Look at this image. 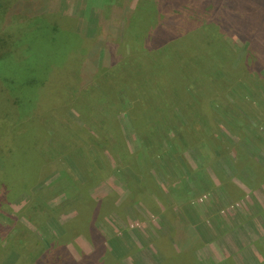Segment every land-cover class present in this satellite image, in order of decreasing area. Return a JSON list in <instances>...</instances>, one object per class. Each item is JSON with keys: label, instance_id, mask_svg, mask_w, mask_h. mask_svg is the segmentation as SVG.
I'll return each mask as SVG.
<instances>
[{"label": "rangeland", "instance_id": "obj_1", "mask_svg": "<svg viewBox=\"0 0 264 264\" xmlns=\"http://www.w3.org/2000/svg\"><path fill=\"white\" fill-rule=\"evenodd\" d=\"M137 1L53 0L57 15L43 21L27 11L43 8L47 0H0V32L5 31L0 35V109L14 108L12 97L27 114L34 105L38 124L46 130L35 141L29 132L18 134L22 144L17 150L26 157L13 166L31 165L27 158L37 151V176L10 173L3 187L0 183V233L7 225L10 229L0 241V264H10L21 249V243L7 244L9 238L34 234L40 249L53 237L79 259L92 252L96 232L118 264L264 261V65L252 58L243 63L244 48L236 35L210 43L216 36L212 30L198 36L193 29L186 31L190 39H183L182 31L201 19V0H184L185 8L173 0L180 11L170 23L165 18L169 4L164 11L154 5L153 12L144 2L136 10H149L153 17L137 18L130 10ZM203 1L211 5L209 14L233 25V0ZM97 11L107 23L130 14L125 41L115 37L121 20L110 25L107 41L89 40ZM147 29L150 44L169 32L181 35L168 40L162 53L137 54L134 63L125 65L122 59L132 57L134 47L140 52L138 37L143 41ZM196 49L213 62L222 61L216 86L204 93L212 97L202 100L201 95L202 108L189 109L174 94L176 104L164 106L173 89L188 90L187 73L177 61L189 62L183 54ZM99 66L120 74L124 85L108 88L118 96L115 105L89 106L86 113L84 104L93 98L86 90ZM147 69L151 94L142 97L140 70ZM135 71L138 79L132 77ZM194 90H189L191 104L198 102ZM136 101L149 104L152 114L131 127ZM98 116L106 117L104 126ZM114 122L119 133L110 136Z\"/></svg>", "mask_w": 264, "mask_h": 264}, {"label": "trees", "instance_id": "obj_2", "mask_svg": "<svg viewBox=\"0 0 264 264\" xmlns=\"http://www.w3.org/2000/svg\"><path fill=\"white\" fill-rule=\"evenodd\" d=\"M52 1L53 0H47L48 4H44L45 6L43 8L40 7L39 9L38 7H36V9H29L27 12L30 11L32 12L30 13L31 15H27V16L30 17L41 16L43 21H51L50 16H56L58 11L56 6L54 7L52 6ZM172 1L173 0H138L136 5H134V7H130L131 8L130 10L132 14L133 11H136L134 14L137 18H142L143 16L145 18L147 17L152 18L153 15L150 13V11L149 10L144 11L142 8L137 9L138 10V15H137L136 8L144 2H148L152 11L155 12L156 10L154 5L156 6V8L163 10V6L169 4L168 7L169 9H171V12H169L168 15H165V18H166V22L170 23V22H174V20H171L172 18H174V15L175 18H179V16H177L178 15L177 12L180 11L177 5L171 3ZM179 2H181V7L185 8L184 0H180ZM7 4L9 5L8 2ZM198 6L201 11V15H200L201 19L194 24L195 26L185 28V32L182 31L183 39H186V37L187 39H190V37H188V34H186V31L189 32V30H193V29L199 30L198 36H200L201 33H204L206 30L209 29L212 30L213 33L216 35L215 36L216 38L213 37L212 40L209 41L210 43L215 42L216 39L223 40L222 38L223 36L229 39L231 37L232 39L233 35H236L238 37L237 38L238 41L244 48L241 55L242 56L241 59L243 63L248 62L252 58L254 60L253 61L254 64L256 63V64L264 65V0H233V25L231 24V26L228 25L226 21L221 22V19H219L218 16L209 14L208 12H210L212 9H211V5L208 4L206 1L201 0ZM37 9L38 12H36ZM97 14H99L98 11ZM102 15L99 14V18H96V23H95L96 28L95 29L93 28L91 34L92 38L91 39L89 38V40L96 41L97 38L99 37L102 38L105 37V41H107L109 39L108 36V33H110L109 29L110 27H112L110 25L115 26L114 22L121 20L119 21L118 25L114 27L115 37L119 38L122 35V39L123 41H125L127 31L128 32L131 31L129 29L130 26L128 27V29L126 26V23L130 22L131 20L130 14H125V16L122 19H117L113 17L114 19H111L110 23H107L105 20L103 21ZM181 17L183 16L181 15L180 18ZM188 19L190 21L191 19L190 15ZM94 20L95 19L91 20V22H93ZM120 22L122 23L120 24ZM134 24H136L135 19H134ZM232 29H233V33H231ZM4 32L5 31L0 32V35L1 33ZM148 32L149 30L147 29L146 30L147 37L144 38L143 41L140 40V37H138L137 42L141 41L138 44V46H140V52H137L136 48L134 47L132 50V57L130 56L122 59L125 65H127L126 64L127 60L132 61L134 63L137 54H149L150 57H152L151 55L152 53L155 54L162 53L163 50L166 49L165 47L169 45L168 44L169 41L174 40L176 37H179L181 35L180 34L181 31L172 32L174 33L173 35H171L172 33L169 32L168 33L169 36H166L165 39H161V40L159 39V41H154L150 44L151 38L148 37ZM165 32L167 31L165 30ZM6 40L7 39H4L2 43L6 42ZM127 41L129 40L127 39ZM100 46H102L101 48H104L103 45L100 44ZM199 52L200 51L196 49L194 52H191L190 55L189 53L183 54V57L189 60V62L177 61V63H182L183 73L184 72L187 73L185 76V81L188 82L190 86L188 90H186L185 88L183 91H181L179 88L178 89L175 88V90L173 89L170 93L171 95L170 94H169L170 96L167 95L169 98L170 97L172 98L164 102L163 103L164 106L176 104V102L174 101L175 98L174 94H176L177 97L180 98L181 100L180 103L182 104L183 108L187 107L189 109H194L196 106L202 108V106L204 105L203 103L204 101H202V103L200 104L199 102L200 97L201 95L203 96L201 97L202 100L208 98L204 93H206L208 90H213L214 87L216 86L215 85L216 80L214 75L216 74L217 69L218 68L220 69V67L222 66L220 63L222 61L218 63L213 62V60L210 59L208 53H199ZM229 55H228V59H229ZM231 56H233V54H231ZM153 61L154 64H156L155 59H153ZM114 64H116V61ZM124 64H122V66H124ZM261 69L262 71H264V67H261ZM115 70H117L116 72H118L119 69L116 68ZM148 72L149 69L140 70V76L142 77V81H143V84H141L140 86L142 97H146L149 93L151 94V90L149 89V85L147 84L148 79L146 75L148 74ZM227 72L230 71L228 70ZM132 77L134 79H138L139 78L138 72L135 71ZM116 82L120 84V86L124 85L121 81L120 74L118 75L113 74L112 71L109 70V67H104V66L98 67L96 80L92 81L93 84L91 85L90 88L88 87V90H86L93 95V98L89 97V102L84 104V108H88L87 111L85 110L86 113L90 111L89 109L90 107L92 109L93 107H97V105L105 104L106 106L105 108H108L110 104L115 105L114 103L117 100L118 96H116V94L111 89L108 88L111 86L115 87L114 85ZM138 82H140V80ZM191 86L194 87L196 91ZM189 90L191 92H193L192 90L198 92L195 94L196 95L195 98L198 97V102L196 103L193 102L194 104L188 102L189 97L191 98V95L189 94L190 93ZM108 95L110 96V98L107 97ZM78 98L79 96L71 97V104L75 103L76 100H78ZM12 99L15 105L11 103L9 104L11 106H14V108H11L10 110L0 109V171L5 169L0 176V183L2 187L3 184L6 182L4 176L5 174L13 173L14 175H16L21 173L22 177L34 179L35 176H37L36 174L38 171V167L41 164L40 160L38 159V153H36L37 151H34L35 152L34 154H36V156H32V158L30 157L27 158L30 160L28 162L31 165L29 166L25 165L24 168L21 166H13V164H16V162L21 161L22 160L21 158L26 157L24 152L22 151L20 152L17 150V147L21 146L22 144V142L18 141V134H26L29 132L30 133L29 140L32 141L33 139L35 141L38 139L42 131L46 132V130H43V128H41V125L38 124L39 120L36 118V114L33 113V110L37 108L36 106L32 105L31 112L27 114L22 110L21 108L22 104L18 105L16 98L12 97ZM130 99L134 100L132 97H130ZM136 104L138 105L137 108L135 107V105L131 106L132 111H131L130 119L133 120L130 123L131 127L137 126L139 122L144 123V121L147 118L151 117L149 113L152 114L151 106L149 104L148 105L146 104L144 107L141 106L140 102L138 103L136 101ZM1 105L2 103L0 102V107ZM139 106L145 110L143 111V109L139 108ZM74 107L75 110H78V108L80 109V106L77 104ZM118 107L119 106H117L116 109H118ZM146 112L148 114H146V118H144ZM182 112L184 113V110ZM26 118H30V119L24 121L26 120ZM98 119H100L103 126L107 122L106 117L104 118L103 116H98ZM115 122L113 124L111 123V129L113 132L109 133L110 136L119 133L118 124H115ZM112 126H115L116 128H113ZM141 130L142 128L138 126V132H141ZM29 140H27V143L31 147V141ZM23 146L25 149H27L25 143H23ZM32 159L34 160V164L32 163ZM61 172H62L60 173L61 175L64 174L63 171ZM7 226L8 228L6 227L5 231H1L0 233V241L3 239L5 240L6 235L9 233L8 231H10L9 225ZM94 234H95L93 236L94 240L91 239V242L93 243L92 252L80 254L79 259H75L71 257V254L68 251L69 249L67 244H56L58 242V239L53 240V237H51L52 239L51 241L48 240L49 242L47 241L44 242L46 243V245L44 246V248H40V249H37L38 239L37 236L34 234L28 233L21 235L20 237L18 236L15 238H9V239L7 238L8 240H6V242L9 245H13V243L15 242L21 243V249L17 250L16 252H14V254H12V261L10 262V264H118L116 259L107 252L105 246L101 244V241H103L104 237L98 232ZM39 235L41 236V234ZM98 236H100V239H98ZM2 248L4 247L0 245V252L3 250ZM184 264H186V262ZM194 264H199L196 259H194ZM259 264H264V261Z\"/></svg>", "mask_w": 264, "mask_h": 264}]
</instances>
